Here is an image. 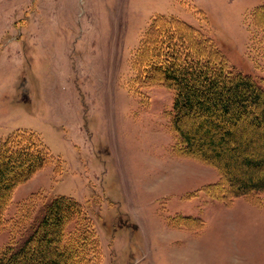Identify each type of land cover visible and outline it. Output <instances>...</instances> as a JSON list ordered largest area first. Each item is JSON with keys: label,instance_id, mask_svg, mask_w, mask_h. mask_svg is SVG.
<instances>
[{"label": "rangeland", "instance_id": "rangeland-1", "mask_svg": "<svg viewBox=\"0 0 264 264\" xmlns=\"http://www.w3.org/2000/svg\"><path fill=\"white\" fill-rule=\"evenodd\" d=\"M263 2L0 0V141L32 131L51 154L12 193L5 217L17 230L0 229V247L65 195L94 225L96 264H264V194L211 197L217 169L175 152L173 91L141 85L133 63L163 14L198 28L264 86L252 20Z\"/></svg>", "mask_w": 264, "mask_h": 264}, {"label": "trees", "instance_id": "trees-1", "mask_svg": "<svg viewBox=\"0 0 264 264\" xmlns=\"http://www.w3.org/2000/svg\"><path fill=\"white\" fill-rule=\"evenodd\" d=\"M252 20L264 42V2L254 8ZM133 63L141 85L161 84L173 91L175 152L217 169L219 179L206 186L208 194L257 203L256 196L264 194L261 82L230 66L198 28L163 14L153 17ZM50 161L49 150L32 131L17 130L0 141V229L12 221L5 210L15 188ZM100 258L84 205L65 195L48 199L31 229L0 247V264H96Z\"/></svg>", "mask_w": 264, "mask_h": 264}]
</instances>
